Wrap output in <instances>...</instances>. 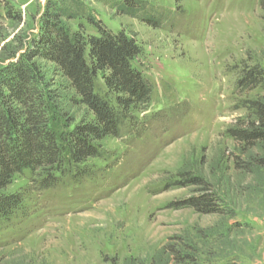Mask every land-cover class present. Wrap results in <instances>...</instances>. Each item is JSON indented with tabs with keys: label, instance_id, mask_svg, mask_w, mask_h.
<instances>
[{
	"label": "rangeland",
	"instance_id": "374dc122",
	"mask_svg": "<svg viewBox=\"0 0 264 264\" xmlns=\"http://www.w3.org/2000/svg\"><path fill=\"white\" fill-rule=\"evenodd\" d=\"M47 1L0 0V68L38 33ZM79 1L107 28L136 39L135 63L153 86L151 100L132 111L118 137L101 142V156L65 164L53 186L41 189L28 171L14 177L7 191L21 193L23 203L0 220V264L147 263L171 236L195 240L196 228L206 234L201 264H264V180L234 169L237 147L226 132L246 113L236 87L242 62L264 57L258 0H147L167 16L159 28L101 0ZM37 64L55 84L52 65ZM181 171L215 188L235 216L175 207L201 192L179 184Z\"/></svg>",
	"mask_w": 264,
	"mask_h": 264
},
{
	"label": "trees",
	"instance_id": "16d2710c",
	"mask_svg": "<svg viewBox=\"0 0 264 264\" xmlns=\"http://www.w3.org/2000/svg\"><path fill=\"white\" fill-rule=\"evenodd\" d=\"M101 1L117 15L154 28L167 19L147 0ZM258 4L264 21V0ZM73 20L78 21L76 29L68 25ZM39 23L38 33L16 61L0 68V220L21 210L23 195L7 191L16 175L28 171L41 189L53 186L67 171L65 164L79 166L101 156V142L118 137L132 111L150 102L153 90L135 63L142 52L136 39L107 28L79 0H48ZM85 24L94 32L87 33ZM250 59L252 63L242 62L236 81L243 95L238 106L246 113L226 132L237 147L231 155L234 169L264 180V57ZM37 60L52 65L55 84L41 72ZM257 88L262 93L244 94ZM179 175L184 179L180 185H199L201 192L173 203L175 207L235 216L202 178L184 171ZM195 235V240L171 236L147 263L126 258L122 264H201V240L206 234L196 228Z\"/></svg>",
	"mask_w": 264,
	"mask_h": 264
}]
</instances>
